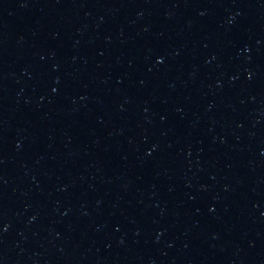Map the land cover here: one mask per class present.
Segmentation results:
<instances>
[{
  "label": "water",
  "instance_id": "water-1",
  "mask_svg": "<svg viewBox=\"0 0 264 264\" xmlns=\"http://www.w3.org/2000/svg\"><path fill=\"white\" fill-rule=\"evenodd\" d=\"M0 264H264V0H0Z\"/></svg>",
  "mask_w": 264,
  "mask_h": 264
}]
</instances>
